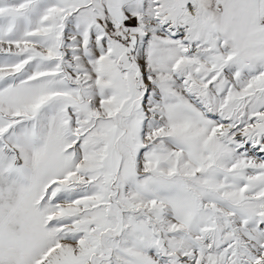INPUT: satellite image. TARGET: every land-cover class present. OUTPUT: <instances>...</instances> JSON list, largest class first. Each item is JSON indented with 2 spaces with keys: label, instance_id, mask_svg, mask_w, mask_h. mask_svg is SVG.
I'll list each match as a JSON object with an SVG mask.
<instances>
[{
  "label": "snow or ice",
  "instance_id": "snow-or-ice-1",
  "mask_svg": "<svg viewBox=\"0 0 264 264\" xmlns=\"http://www.w3.org/2000/svg\"><path fill=\"white\" fill-rule=\"evenodd\" d=\"M0 264H264V0H0Z\"/></svg>",
  "mask_w": 264,
  "mask_h": 264
}]
</instances>
